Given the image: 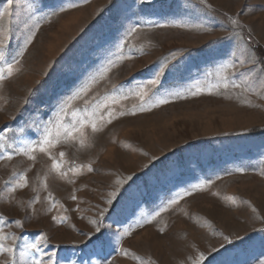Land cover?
<instances>
[{"label": "rangeland", "instance_id": "1", "mask_svg": "<svg viewBox=\"0 0 264 264\" xmlns=\"http://www.w3.org/2000/svg\"><path fill=\"white\" fill-rule=\"evenodd\" d=\"M207 4L211 9L200 0H44L43 4L13 0L9 7L7 0H0V13H4L0 32L7 36L10 55L23 44L25 24L40 25L17 66L20 71L0 86V129H11L7 135L14 145L21 139L38 140L43 125L51 126L49 122L56 119L57 98L70 94L108 60L124 57L86 99L128 93L153 79L171 53L178 55L172 61L178 70L166 73L149 93L167 97L169 103L119 116V111L131 112L140 103L129 96L113 106L117 119L100 133L89 132L90 147L66 143L54 149L66 153L65 168L92 164V173L85 167L69 184L49 173L51 161L44 154L37 153L35 164L25 157L0 161V193L14 170L31 166L29 188L18 190L12 198L0 196V217L5 220L0 229L9 236L8 244L15 243L17 258L25 242L46 235L48 242L32 255L47 261L48 254L55 253L52 259L58 264H86L89 257L101 259L102 264H138L120 248L155 264H190L188 258L198 253L205 255L203 264L264 261V89L253 77L246 92L221 87L213 90L218 94L205 90L191 96L187 91L216 84L221 65L231 62L228 54L237 40L228 36L233 32L228 17L245 26L237 31L255 55V46L264 52V0H207ZM61 6L67 11L59 12ZM52 11L58 15L42 19ZM131 27L137 32L125 43ZM231 73L229 69L222 75L229 83H240L241 77ZM30 91L36 95L30 97ZM177 92L186 98H177ZM25 99L31 102L25 104ZM77 103L83 106L82 101ZM45 176L47 191L41 183ZM117 180L124 183L118 185ZM197 184L205 185L204 189L161 211L168 200ZM113 191L117 192L115 207L107 204ZM48 192L58 201L52 210ZM73 194L76 200L70 198ZM34 195H39V203H33ZM225 196L236 197L237 203L225 201ZM158 211L161 214L155 216ZM52 216L68 219L57 223ZM146 219L151 222L144 223ZM16 220L23 226L18 227ZM93 220H102L112 233L125 227L133 231L114 238L116 251L109 247L93 254L83 235L94 230ZM4 259L0 256V261Z\"/></svg>", "mask_w": 264, "mask_h": 264}, {"label": "snow or ice", "instance_id": "2", "mask_svg": "<svg viewBox=\"0 0 264 264\" xmlns=\"http://www.w3.org/2000/svg\"><path fill=\"white\" fill-rule=\"evenodd\" d=\"M44 0H41L43 4ZM200 3L205 5V7L211 9V5L207 4V0H200ZM9 7L13 5V0H7ZM69 8L77 7L75 4H69ZM7 11V10H6ZM67 8L61 6L59 12H65ZM11 16V12H7ZM4 13H0V17H3ZM58 15L57 11H52L47 16L42 17L44 20H50L52 16ZM232 26L233 32L229 33V38H235L237 40V45L234 51L230 52L229 58L231 62L224 63L221 65L220 72L216 75L220 77V80L209 86L207 89L201 88L199 86H194L187 89L188 94L191 96L200 95L205 90L209 95L218 94L214 93V89H219L223 87L224 89H243L245 92L248 91V82L251 78L255 77L259 81V85L264 89V59H260L257 55L254 54L251 49V45L248 41L244 40V37L241 35L240 31L237 29H243L245 26L240 23V21L233 17H228ZM155 27H167L165 24H155ZM177 27H186V25H176ZM39 23H34L29 26L25 24L27 29V35L23 40L22 46L14 53L9 54L7 51L8 44L7 36L0 32V86L4 84L5 81L9 80L15 73L19 72L20 69L17 67L21 63V59L24 57L25 52L28 50V46L32 44L33 40L36 37L37 31H39ZM205 31H211V28L204 29ZM251 31V30H249ZM137 32L136 27H131L127 33L124 42H128V37H132ZM251 37L249 36V40ZM182 55V53H181ZM131 59V57H128ZM123 56L118 57L117 61H122ZM177 53H171V58H165L163 63L160 65L159 69L155 72L154 78L147 81L146 84H138L135 88L130 89L128 93L122 94L119 97L113 96H104L103 99L99 98V95L93 96L91 100L86 99L89 94L92 92L93 87L99 84L102 80L107 79L108 74L117 67V61L108 60L106 64L98 68V70L87 78L86 81L81 82V84L64 96L57 98V107L59 108L58 113L56 114V119L54 122H49V125H43V132L41 137L38 140L30 139H21L15 143L9 142L7 135L8 131L5 126L4 129H0V161H12L14 157H25L28 161L35 162L37 161V153L44 154L48 160L51 161L50 167L48 169L49 173H55L57 177L61 180H66L67 183H75V177L82 174V169L86 167L88 173H92L94 168L92 164L81 165L78 169L75 166L65 168V157L66 153L60 151L58 154L54 152V149L61 144L71 143L78 145L80 149H85L90 147V136L89 132L93 135L103 131L104 127L108 124H111L114 119H117V110L113 107L120 103L121 100H126L129 96L136 97L140 103L137 106H134V109L131 112L119 111V116L125 115H135L136 111L139 112H148L151 111L154 107H159L162 104L169 103L167 97H157L155 93H152L150 97L149 93L152 89L157 88L161 84L162 77L166 73H175L178 70V64H173L172 61H177ZM251 65V67H248ZM241 68L245 69L241 71ZM231 69L233 75L238 74L241 77V82L237 83L236 81L228 82V78L223 76L222 73L228 72ZM47 75V73H45ZM209 75H212L209 73ZM113 89L117 88L116 85L112 86ZM36 92L30 91L29 96H35ZM177 98L185 99L186 97L180 93L175 94ZM77 101H82L83 106L77 103ZM31 101L25 99V104H29ZM250 103V101H245ZM70 117V119H68ZM15 119V117L13 118ZM23 131V129H20ZM39 131V129H37ZM10 149V151H9ZM147 155V153H144ZM156 159V157H153ZM31 171V166L26 170H14L9 179L4 181L3 193H0V196L7 195L9 198H12L18 190L27 189L30 187V179L28 172ZM239 171H244V169H239ZM261 175H264V171H261ZM127 180L131 181L132 176H128ZM43 189L47 191V177L45 176L41 181ZM118 185L123 184V181L117 180ZM205 185L197 184L194 185L191 191H184L180 193L177 197L168 200L167 204L161 208V211H167L172 205H176L180 199L183 197L191 195L192 191L203 190ZM33 193L37 192L35 187L32 188ZM72 200H76L77 197L73 194L70 197ZM117 198V192L113 191L109 193V198L107 204L113 205V200ZM46 199L50 203L49 210H52L56 207L58 201L55 199L51 192H48ZM223 199L232 204L237 203V198L234 196H225ZM33 203H39V195H34L32 197ZM247 203V202H245ZM113 207H115L113 205ZM107 209H104V212H107ZM253 212L256 209L253 207ZM103 212L101 216H103ZM160 211L155 213V216H159ZM152 217V219L155 218ZM66 216H52V220L57 223H63L67 220ZM5 222L3 217H0V223ZM119 222V221H117ZM151 220L146 219L144 223H150ZM18 227H22L20 220L15 221ZM94 225V230L90 233H83V235L88 237V244L91 246V252L95 254L96 252H103L106 248L111 247L113 251L117 249L113 247V240L116 236L125 237L132 234L133 229L131 227H125L122 232L112 233L110 229H105L103 227L102 220H93L90 221ZM139 226H143L142 224ZM161 232L164 231L163 228L160 229ZM12 241L14 242L17 237L12 236ZM48 237L46 235L41 236L39 240L33 243L25 242L23 248L20 252L19 258L16 256V245L8 244L9 236L3 233V230L0 229V256L5 257L3 261H0V264H58L54 261L52 257L55 256V253H49L48 260L45 261L43 256L36 258L32 255L33 252L40 250L41 243H47ZM228 238L225 237V240ZM120 253L124 256L131 255L138 264H155V261H144L140 257L136 256L135 253H130L128 249L120 248ZM106 260V257L103 258ZM190 264H203L205 261V255L203 253H198L193 257L188 258ZM69 264H77L76 261H69ZM86 264H102L101 259L92 260L89 257ZM110 264V262H108ZM260 264H264V261H260Z\"/></svg>", "mask_w": 264, "mask_h": 264}, {"label": "trees", "instance_id": "3", "mask_svg": "<svg viewBox=\"0 0 264 264\" xmlns=\"http://www.w3.org/2000/svg\"><path fill=\"white\" fill-rule=\"evenodd\" d=\"M254 51L256 52V54L260 57V58H262V59H264V52H263V50H262V48L261 47H259V46H255L254 47Z\"/></svg>", "mask_w": 264, "mask_h": 264}]
</instances>
